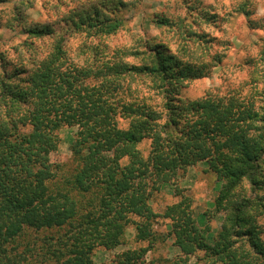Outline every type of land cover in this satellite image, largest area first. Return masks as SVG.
Listing matches in <instances>:
<instances>
[{"label": "trees", "instance_id": "trees-1", "mask_svg": "<svg viewBox=\"0 0 264 264\" xmlns=\"http://www.w3.org/2000/svg\"><path fill=\"white\" fill-rule=\"evenodd\" d=\"M95 2L76 6L67 16L69 23L80 22L77 33L89 37L117 34L123 20L109 19L100 8L108 10L106 5L115 2L123 9L126 3ZM158 25L177 28L167 18ZM27 32L51 35L54 49L25 86L15 89L5 69L0 78V108L11 104L6 115L0 110V264H95V252L123 245L129 227L137 243L150 246L123 252L113 264H144L152 243L160 239L154 229L160 221L169 228L162 241L173 238L182 254L171 264H189L198 252L208 264L264 259V229L254 212L245 211L253 202L236 191L245 181L253 189L261 183L264 115L251 101L208 93L180 109L164 86L160 112L147 96L129 88L131 78L147 76L165 85L172 76L180 82L204 78L203 70L183 66L156 47L144 66L123 61L135 55L129 50H118L113 61L95 54L92 63L80 66L68 58L64 39L54 31ZM172 62L186 68L173 74ZM19 105L27 110L21 113ZM120 118L128 120L126 129ZM20 124L31 125V132H22ZM63 126H76L78 132L68 163L55 164L51 155L59 149L57 132ZM146 141L147 155L141 148ZM198 163H207L216 174L222 184L216 207L229 211L213 243L210 227H199L192 198L176 185ZM166 187L175 188L181 200L155 213L153 195Z\"/></svg>", "mask_w": 264, "mask_h": 264}, {"label": "rangeland", "instance_id": "rangeland-1", "mask_svg": "<svg viewBox=\"0 0 264 264\" xmlns=\"http://www.w3.org/2000/svg\"><path fill=\"white\" fill-rule=\"evenodd\" d=\"M95 1L103 2L0 0V78L5 69L15 89L26 85L36 65L54 49L51 35L37 37L27 32L43 29L45 33L54 31L57 39L63 38L68 58L80 66L92 63L95 54L103 58L106 56L105 59L111 61L118 50H129L135 54L123 57L125 63L144 66L150 50L156 47L167 57H175L183 66L203 70L204 78L180 82L172 76L165 85L161 80L155 83L147 76L131 78L129 88L147 96L148 103L157 111H163L164 98L160 91L165 86L166 96L175 97V103L180 109L187 102L210 93L219 97L235 95L247 99L254 104L260 116L264 115V0H123L126 3L123 9H117L115 2H111L106 5L108 10L100 8V11L109 19L117 20L120 17L123 20V27L117 34L89 37L77 33L76 28L83 26L80 22L69 23L67 16L76 6L86 4L92 7ZM114 9L119 12H113ZM160 18L177 23V28L159 26ZM95 19L89 25L95 24ZM171 65L173 74L186 68L175 62ZM8 101L14 103L12 98ZM10 106L3 104L0 108L3 116ZM25 109L19 105L21 113ZM128 125V120L120 118L121 128L126 129ZM20 128L24 133L32 130L28 124H20ZM77 132L76 126H63L57 132L60 144L58 151L51 155L52 163H68ZM141 148L147 155L150 142L146 141ZM176 185L183 195L192 198L199 227H210L209 243H213L227 223L229 214V211H219L216 207L222 190L216 174L207 163H198L188 168ZM175 191L173 187H166L153 195L151 206L155 213H164L169 206L180 202L181 198L174 195ZM236 191L239 198L252 200L254 207L245 211L250 214L254 212L256 224L264 229V209L260 207L264 204V165L258 189H253L245 181ZM154 229L160 239L152 243V250L143 258L144 264H171L182 254L174 245L173 238L167 237L162 241L163 236L169 232L167 222H158ZM135 234L134 228L129 227L123 245L111 251L99 248L95 252V264H113L114 258L123 252L150 246L149 243H137ZM203 257L204 253L198 252L190 258L189 264H208L202 260ZM257 264H264V259L261 258Z\"/></svg>", "mask_w": 264, "mask_h": 264}]
</instances>
